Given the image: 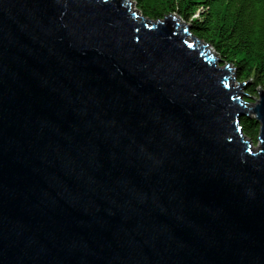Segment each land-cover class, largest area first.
Instances as JSON below:
<instances>
[{
  "label": "water",
  "instance_id": "water-1",
  "mask_svg": "<svg viewBox=\"0 0 264 264\" xmlns=\"http://www.w3.org/2000/svg\"><path fill=\"white\" fill-rule=\"evenodd\" d=\"M130 4L0 0V264H264V88Z\"/></svg>",
  "mask_w": 264,
  "mask_h": 264
},
{
  "label": "trees",
  "instance_id": "trees-1",
  "mask_svg": "<svg viewBox=\"0 0 264 264\" xmlns=\"http://www.w3.org/2000/svg\"><path fill=\"white\" fill-rule=\"evenodd\" d=\"M145 18L161 20L174 14L190 26V32L230 64L246 93L264 88V0H132ZM248 99V98H246ZM243 134L256 142L258 125L252 119L240 123Z\"/></svg>",
  "mask_w": 264,
  "mask_h": 264
},
{
  "label": "rangeland",
  "instance_id": "rangeland-1",
  "mask_svg": "<svg viewBox=\"0 0 264 264\" xmlns=\"http://www.w3.org/2000/svg\"><path fill=\"white\" fill-rule=\"evenodd\" d=\"M132 1V0H131ZM133 2V1H132ZM133 4H134V2H133ZM133 9H135V4H134V6H133ZM180 21H182V22H184L183 20H181L180 19ZM185 23V22H184ZM204 42V41H203ZM209 48H210V46H208ZM214 52V51H213ZM220 65V64H219ZM222 66V65H221ZM232 78H233V82L232 81H230V83L232 82V85H234V86H236V85H238V84H240V83H242V82H239L237 79H236V77H235V74H234V69H232V76H231ZM246 88H244V87H241L240 88V90L241 91H246L245 90ZM252 97L251 98H249V99H245V100H247L248 102H250L251 104H254L255 102H256V98H257V93L256 94H254V95H251ZM244 135V134H243ZM247 139H248V137L246 136V135H244ZM254 145H256V142H254ZM255 148V147H254Z\"/></svg>",
  "mask_w": 264,
  "mask_h": 264
},
{
  "label": "bare ground",
  "instance_id": "bare-ground-1",
  "mask_svg": "<svg viewBox=\"0 0 264 264\" xmlns=\"http://www.w3.org/2000/svg\"><path fill=\"white\" fill-rule=\"evenodd\" d=\"M129 1H130V3H131V4H130V7L133 8V6H134L133 2H132L131 0H129ZM209 49H210V48H209ZM210 50H211V49H210ZM211 51H212V50H211ZM230 73H231V76H232V70L230 71Z\"/></svg>",
  "mask_w": 264,
  "mask_h": 264
}]
</instances>
